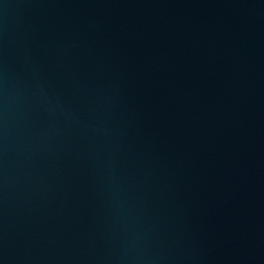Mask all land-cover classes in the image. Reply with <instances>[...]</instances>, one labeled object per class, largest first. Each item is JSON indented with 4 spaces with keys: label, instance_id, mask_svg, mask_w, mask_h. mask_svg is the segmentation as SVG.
I'll return each mask as SVG.
<instances>
[{
    "label": "water",
    "instance_id": "water-1",
    "mask_svg": "<svg viewBox=\"0 0 264 264\" xmlns=\"http://www.w3.org/2000/svg\"><path fill=\"white\" fill-rule=\"evenodd\" d=\"M0 264H264V0H0Z\"/></svg>",
    "mask_w": 264,
    "mask_h": 264
}]
</instances>
